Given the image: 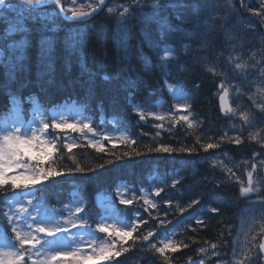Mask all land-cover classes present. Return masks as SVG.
Segmentation results:
<instances>
[{
    "label": "trees",
    "instance_id": "obj_1",
    "mask_svg": "<svg viewBox=\"0 0 264 264\" xmlns=\"http://www.w3.org/2000/svg\"><path fill=\"white\" fill-rule=\"evenodd\" d=\"M163 12L170 21L169 24L177 28L174 23L176 12H172L170 5L163 8ZM113 16L114 14L104 13L92 18L84 31L81 30L85 36L83 48L77 46L76 51V47L74 50L68 48L70 46L66 39L68 35L62 33V29L45 30L52 32L54 39L58 37H56V33H59V39H55L57 43H55L54 49V62L50 67L48 65L45 73L38 70V64H40L38 52L40 50L37 47V40L43 30L39 29L40 25L34 22L33 26L36 29L30 36L28 45L24 48L23 69H19L15 75L11 76L5 73L3 63H0V122L3 121V118L10 121V118L13 117L14 106L11 95H14L17 101V106H15L17 115L24 121L30 116L33 109L49 114L51 110L73 100L75 109L81 111L92 124L99 125L101 123V126L104 127L109 122H114L117 128L126 135L125 138L131 137L137 143L132 144L131 139L126 140L125 138L116 142L103 139L101 144L103 151H100L96 147L90 146L88 141L74 142L73 148L69 152L63 147L62 139L54 132H49L52 138H56V149L59 150H48L53 152V159L56 160L52 166L64 174L50 178L46 183H37L35 185L36 190L38 189L37 192L41 194V198L48 207L70 202L74 194H81V197H85V203L82 205L85 211L82 212V215L87 217L88 223L91 225L104 215V209L100 207L98 201L100 194L117 197L115 186L119 183L147 186L148 177L156 170L164 178L163 183H158L156 180L158 183L156 188L161 186L164 191L160 196L155 195L156 190L150 192V197L157 207H152L151 210L141 215L140 220H146L147 225L139 224L138 231L134 232L131 237L124 236L122 241L115 240L111 252L101 254L88 264H193V262L200 264L199 259L203 256V251L200 252V249H205L213 244L220 248L230 242L235 227V217H237L236 214L240 208L239 185L235 181L229 182L226 177L227 173L225 175L222 169L212 166L215 164L214 162L211 165L207 160L221 149L235 151L244 145L247 146L245 154L248 152L246 155H252L255 152V149L252 148L253 142L248 137H244L243 143L236 145L227 142L228 139L224 137L225 143L220 148L209 149L208 152L203 151L201 147L203 143L214 142L223 136L221 119L223 117L219 114L217 104V75L208 73L206 68L198 62L187 69V63L182 62L177 56L169 57L167 63H161L164 56H158L148 46L138 25L132 24L131 33L123 44L119 45L114 37L116 20L113 19ZM186 28L187 34H189L191 32L189 23ZM125 46H127V51H125ZM122 62H125L124 65L127 67V78L117 75L118 67ZM105 76H108L109 79H104ZM166 82L175 85L182 83L191 91V117L202 121V125L189 128L186 121L179 119L180 116L176 114L172 97L165 88ZM196 84H199L200 87L196 88ZM119 92H122V96L119 95ZM29 96L32 97L31 100L27 99ZM134 106L146 107L149 112L163 115L165 119L158 121L146 113L147 119L141 121L139 115L134 111ZM157 124H162L163 127L156 128ZM160 145L170 146L176 151L171 154L148 151L149 148L154 149ZM181 147L195 148L196 151L192 153L180 152ZM136 151L141 155L136 156ZM125 152L132 153L131 157L123 156ZM46 159L44 156L42 162ZM76 165L84 168V172H67L68 167ZM42 166L45 165L42 163ZM176 176H179L180 183L172 187L173 177ZM216 184H219V187ZM12 190L9 183L0 187V195ZM210 190L211 192H209ZM161 196L162 198H171V202L174 203L165 204ZM196 199L202 202L193 205L192 209L188 208L187 205ZM179 201L181 204H185V213L180 211ZM115 203L119 211L121 203ZM212 206L220 207L221 212L211 213L206 210L207 207L211 208ZM1 208L0 205V228L6 229L8 225L7 217L4 215L6 212ZM186 216L189 217L186 218ZM156 217L166 221L161 223V221H156ZM198 217L205 218L203 224H196L195 221ZM148 228L155 229L154 235H157L156 232L162 231L163 228L167 230L173 228L175 231L171 234V241L177 245L176 251L166 249L164 256H161L151 250L147 243L141 244L137 241L136 245H133L135 237L146 234ZM183 235L184 237H182ZM121 244L128 251L115 257L114 252ZM184 244H187L188 247H184ZM189 256L191 257L190 261Z\"/></svg>",
    "mask_w": 264,
    "mask_h": 264
},
{
    "label": "rangeland",
    "instance_id": "obj_2",
    "mask_svg": "<svg viewBox=\"0 0 264 264\" xmlns=\"http://www.w3.org/2000/svg\"><path fill=\"white\" fill-rule=\"evenodd\" d=\"M92 1L94 0H65L67 8L65 12L69 11L67 13H71L76 7L90 4ZM182 1L176 0L175 7H173L171 3L168 5H170L172 12H177L178 9L182 7V4H189L190 7L181 9L190 11V16L193 19L192 22L190 23L188 19L190 16L188 17L185 12H179L178 16L181 17L184 22L188 20V22L191 24V29L195 31L192 34L186 35L184 25H181L182 29L178 30L169 24L174 29V31H171L167 34L168 39L166 40V43L160 44L159 53L151 47L148 37H146L145 33L142 31L143 24L141 20L136 18L137 14H139L141 11L147 12L151 8V5L156 2V0H141L144 5L143 9L137 5V0H130V2L127 0L113 1L109 7L114 9L112 12L114 14L113 19L116 20V33L114 34V37L118 40L119 45L123 44L132 31L130 26L132 23L133 25H138V28L140 29L148 46H150L154 53H156L158 56H164L163 49L165 46H170L173 49L172 56H175L179 51H182L186 59L193 58L196 62L201 61L206 67H214L215 71H217L221 77L218 80V84L221 81L225 82V86L229 88V96L233 104V109L237 112V115L229 116L228 119H226V131L228 132L227 137L235 138L240 136L241 139H244V137H250V133H255L257 131L260 132L261 136H264V123H261V121H264V113H261L253 104V101L264 100V97H261L256 91L257 87L261 86L259 80L257 79V76L259 75V69L264 67V0H244V6H241V0H206V2L201 0L199 6L195 8L193 7L194 0ZM125 5L130 6L131 14L128 16L127 23L121 24L118 21L120 20V13L123 11L122 6ZM250 8L261 12V15H255L254 11H249ZM15 14L16 13H11V15ZM21 16L22 13L20 12V16L17 18V20H20L24 24V28L27 31L32 30V25H34L31 23L32 20L40 25L39 29L43 30L40 33L46 32L45 30L48 29H51L50 31H53V29L57 30L54 21V10H52V8H39V10L34 11L31 18L24 17L21 19ZM159 16L166 19L170 23V21L164 15L163 8L160 10ZM183 21H177L175 19L174 23H182ZM15 22V20L11 21V23ZM258 22H261L259 23L261 29H259ZM72 30H74V28ZM82 35H78L77 31H73L71 33V39L69 40L70 44L72 45L69 44L70 46H68V48L74 50L75 44L77 46L78 43H84L85 36H83V38ZM151 35L153 39H163V37H159V30H154ZM185 35L187 37L192 36L193 40L191 42L188 40L181 41ZM49 37L52 38V36ZM42 38L44 37L39 36V39L37 40V47L39 50L40 41ZM73 42H75L74 45ZM25 45H27V43L25 44V40L20 39L18 44L0 47V63H3L2 65L5 73L13 76L19 69H23ZM185 46H188L187 50H185ZM82 48L83 45H81V49ZM76 50L77 47L75 51ZM21 53H23V59L22 61L17 62L16 57ZM38 53L40 56V52ZM65 58L68 57L65 56ZM39 62L40 64H38V70L41 73H45L48 67L47 61L42 62L40 59ZM235 62H240L244 64L245 67L242 70H236L234 68ZM124 63L125 62H122L121 65H119L118 70L125 69L126 71L120 72V75L127 78V67L124 65ZM21 64L23 67H20ZM245 77H247V79H244ZM167 85H170L173 89L177 88L172 84ZM167 90L172 96V102L175 103L174 107H176L177 102L182 104V102L185 101V98L181 99V97H184V95L180 92H174L168 87ZM250 96L251 99H249ZM75 107V102L70 100L69 102L64 103L62 106L60 105V107L56 108L55 110H51L49 114L43 113L41 110L33 109L30 113V116L25 121L18 117L16 108L13 107V117L10 118V121L4 120L3 118V121L0 122V135L3 134L5 129H12L15 127H20L22 130H27L28 134L30 135L32 130L42 129V124L50 123L53 118H55L57 122L61 117H63L64 119L68 120L69 123H90L86 120V118H82L76 111H74ZM135 109L138 110L139 108L135 106ZM240 111H248L256 115L257 119L253 122L254 127L248 128L243 124L238 115ZM177 114L179 116L183 115L180 111V108H178ZM101 125V123H99V125L92 124L94 129L93 133H89L87 129H85L82 133H74L68 128L54 130L51 127L50 130L48 129V133L54 132L60 137V139H63L65 136H67V142L72 144L74 142H87L88 139L86 137L88 136L99 140V142H101L105 136H108L110 140L113 141L125 137V134L114 124L113 131L108 130L107 127V129L103 130V132L101 130ZM36 134L41 136L42 139H45L46 142L52 138L51 135L45 136L42 131H37ZM257 139H259V137H257ZM252 141L256 144L255 152L253 153L257 154L255 157L253 154L251 156L241 154L239 150L232 151V153L225 152L226 154L219 153L215 157V161L224 165L223 168L226 166L230 179H233L231 182L236 180V183L239 184V190L242 186H248L249 177L247 173L249 171H253L251 165L256 164L257 167L256 170L253 171L252 180L254 187L258 190L259 194H251L248 198L241 197L239 204L240 208L237 213V222L230 242H227L220 248L217 247L216 249H213L212 246L206 247L203 251V256L199 259L200 262L203 261V264H217V261L221 260L224 262V264H238V262L243 260L245 256L251 258V260H255L257 257L258 248L256 245L258 240L261 238L259 234L264 232V218H262L264 217V208H261L259 205V201L264 199V164H261V161L264 160V147H262L260 143H257V141ZM32 155L40 156V160H44V156L40 153L33 152ZM32 165L35 167V162H33L30 167ZM229 169L231 171H229ZM12 174L13 173L10 170L8 175ZM154 179V177L151 178V186L156 183L154 182ZM17 183L21 185L24 184L23 181H18ZM29 189L31 191L25 190L23 187H21L20 189L8 191L3 193V195H0V205L2 206L1 209L5 212H8L9 207H11L15 211V209L18 208L20 204H23L25 207L33 210L34 206H38L42 215L53 216L60 213L61 209H74L77 204L82 206L85 203V199L81 197V194H74L68 204L58 205V211L56 214H53L49 211L46 202L43 200V198H41V194L37 192L35 186H29ZM147 190L149 189L143 187L142 185L139 187H130L125 184L118 186L117 197H115L114 203L120 202L122 197L131 198L133 200L131 205L126 206L121 204L120 208V210L126 212L129 217H123V215H118L114 211L117 209L114 207L112 197H110L108 194L100 195L99 203L101 207L106 209V215H104L99 222L105 223L106 226L112 225V227H108L106 232L101 233L98 229H96L97 222L91 224L90 230L94 233L96 240L94 245L80 243L81 251L86 254L85 258L82 259V264H88L89 262L96 260V258L101 255H92L93 247H96L97 252H99V248L108 247L109 244H113L115 240H120V236H122L123 233L113 232V227L119 228L121 225H125L122 223V221L130 222L133 219L134 212H139L141 219V215L144 212L151 210V204H144V199L152 201ZM29 200L32 201L31 205L28 204ZM162 200L171 201V199L166 197H163ZM251 201H255L257 203L253 208L249 209L247 205ZM129 208L130 211L127 210ZM58 218L63 222L65 220H71L73 216L69 212L63 211L62 215H58ZM156 221L166 220L156 217ZM172 230L174 229L172 228L167 230L163 228L162 231L156 232L157 235L154 236H161L164 233H169V239L171 240L170 235L173 232ZM87 234V230L85 229H80V231H78L76 228H72L71 235L61 233L54 238L49 237L48 239H54L57 241V245L54 246L62 244L64 247L71 246L72 248H75L77 245L72 241L74 239L76 241H80L81 236L87 238ZM254 237L256 239H253ZM150 240H154V238H151ZM8 243H15L14 234L12 233V226L9 223L6 229L3 227L0 228V253L14 251L13 249L5 247V245ZM234 248L236 249L235 255H233ZM213 252H219L220 255H213ZM33 259H35V257ZM245 264H249V261L245 260Z\"/></svg>",
    "mask_w": 264,
    "mask_h": 264
},
{
    "label": "snow or ice",
    "instance_id": "obj_3",
    "mask_svg": "<svg viewBox=\"0 0 264 264\" xmlns=\"http://www.w3.org/2000/svg\"><path fill=\"white\" fill-rule=\"evenodd\" d=\"M206 2V0H204ZM47 3V0H0V10L5 13V21L8 23L7 31H19L25 32L27 31L24 28V24L20 20H16L15 15L9 16V13H15L17 11L22 13L21 19L24 17L31 18L36 7L42 4ZM52 3L55 6H60L59 12L57 13L58 16L62 15L64 19H71L73 21L78 22H85L89 17L98 14L100 11H104L106 5L105 0H96V5L92 7V11L90 13L85 12H76L72 11L71 16H67L64 12L63 7L61 6V0H52ZM171 3L173 7L176 6V0H156L155 3L151 5V8L145 12L141 11L137 14V18L141 20L143 24L142 31L145 33V36L148 37L149 43L151 47L156 50L158 53L160 51V44L166 43L168 39V33L174 31V29L169 25V22L159 16V12L162 8L168 6ZM201 3V0H194L193 7H198ZM137 5L143 9L144 5L141 0H137ZM241 6H244V0H241ZM123 11L120 13V20L118 21L121 24H126L128 16L130 13V6H122ZM31 9V11H30ZM109 13L114 11L113 8L109 7L107 9ZM249 11H254L255 15H261V12L255 11L253 9H249ZM176 19L179 21L180 17L177 16ZM15 20V23H11V21ZM51 30V29H49ZM154 30H159V37H163V39L152 38V32ZM188 46H185V50H187ZM54 49H55V40L51 37H44L40 41V59L42 62L47 61L49 67L54 62ZM125 51H127V46H125ZM164 52V60L161 63H167L169 57L173 55V49L170 46H165L163 49ZM23 53L16 57L17 62L22 61ZM20 67H23L21 64ZM245 67L244 64L240 62L234 63V68L236 70H242ZM125 69L118 70L117 75H120V72H125ZM208 73H212L213 75H217L215 72L214 67H208L206 69ZM104 79H109L108 76H105ZM244 79H247L245 77ZM257 79L260 82V87H257L256 91L260 94L261 97H264V67L259 69V75ZM170 90L174 92H179V88H171L170 85H166ZM200 85L196 84V88H199ZM217 88V95L219 100V109L221 113L227 118L229 116L237 115L236 110H234L230 105L226 106V99L228 97L229 88L225 86V82L221 81L219 84L216 85ZM238 90V89H237ZM185 97H181L184 99ZM31 100L32 97L29 96L27 98ZM251 99V96L249 97ZM11 101L13 106H17V101L14 95H11ZM255 107L261 112L264 113V100L260 101H253ZM177 108H190V104L184 103L181 104L177 102ZM146 113L152 116L155 120L163 121L165 117L163 115H159L156 113H151L148 111L146 107H141L137 110V114L140 117L141 121H145L147 119ZM241 121L245 126L248 128L254 127V121H256V115L248 112V111H240L238 113ZM182 121H187L188 127L193 128L197 125H202V121H197L193 118L190 121L188 115H181L179 117ZM264 123V121H261ZM52 129H63L68 128L71 129L72 132H84L85 129L88 130L89 133H93L94 129L92 124L84 123V122H72L69 123L68 120L61 117L57 122L55 118L52 119L50 123H43L42 129L32 130L31 134L29 135L27 130H22L20 127H15L12 129H5L3 134L0 135V187H4L10 183L11 188L13 190L20 189L23 187L25 190L31 191L29 189V185L35 186L37 183H46L50 178L60 176L64 174L62 171H58L56 167L52 165L56 163V160L53 159V152L48 151L49 149H56V138H51L49 140L42 139L41 136H38L36 133L37 131H42L45 136H49L48 133L49 128ZM156 128H162V124L155 125ZM228 136V132L225 131L223 136L219 137L218 140L214 142L203 143L201 145L203 151L208 152L209 149H217L220 148L223 143H225L224 137ZM259 137V139H257ZM88 139V143L92 147H96L98 150L103 151V147L100 145L99 140L94 139L91 136L86 137ZM250 138L252 140L257 141L260 143L262 147H264V136H261L260 132L257 131L255 133H250ZM105 139H110L108 136H105ZM131 139V137L125 138ZM68 138L65 136L61 143L63 147L66 148L69 152H71L73 148L72 143L67 142ZM199 142V141H198ZM229 143H233L239 145L243 143V140L240 136L235 138L229 137ZM132 144H136L137 141L135 139H131ZM115 147V144H113ZM27 149V151H26ZM59 151L58 149H56ZM135 151V150H134ZM149 152L155 151L156 153H165L171 154L175 149L170 146L160 145L153 148L148 149ZM180 152H187L192 153L195 152V148H185L181 147L179 149ZM40 153L41 155L45 156L47 159L46 161L42 162L40 160V156H33L32 153ZM132 153L125 152L123 156L131 157ZM136 156L141 155L140 152H135ZM257 154H253L255 157ZM62 158V157H61ZM71 159V157H70ZM35 162V167H30V165ZM42 163L45 166H42ZM111 163V161H109ZM261 164H264V160L261 161ZM257 165L252 164L251 168L253 171L256 170ZM12 171V175H8L9 171ZM229 171H231L229 169ZM253 171H249L247 173L248 179V186L241 187L239 190V194L242 198H248L251 194H259L258 190L254 187L252 176ZM68 173L72 172H84V168L79 167L76 165L75 167H68ZM18 181H23L24 184L21 185L17 183ZM180 183L179 176L173 177L172 187H175L176 184ZM219 184H217V187ZM38 190V189H37ZM164 191V188L158 186L155 191L156 196H160L161 192ZM7 199V196H6ZM120 203L122 205H131L133 200L131 198H121ZM165 204H170V200H165ZM200 200H192L187 207L191 208L193 205L199 204ZM257 202L251 201L247 205L249 209L253 208ZM28 204L31 205L32 201L29 200ZM144 204L149 205L153 208L157 207L155 203L148 199H144ZM259 205L261 208H264V199L259 201ZM147 210V209H145ZM186 208L180 207V211L184 212ZM207 211L211 213H220V207H211L207 208ZM55 211V210H54ZM63 211H67L72 214L73 218L71 220L61 221L58 218V215H62ZM85 209L80 205L77 204L76 207L73 208H66L61 209L60 213L53 216H45L41 214L40 208L38 206H34L33 210L25 207L23 204H20L15 211L9 207L8 212L4 213V215L8 219V223L12 226V233L14 234L15 243H8L5 247L9 249H13L14 251H8L4 253H0V264H82V259L85 258L86 254L83 253L80 249V243H88V244H95L96 237L94 233L90 230L91 225L88 223V219L84 215H79L80 213L84 212ZM167 215V213H165ZM264 218V217H262ZM196 224L200 225L203 224V218L198 217L196 218ZM147 225V221L140 220V213L134 212L133 219L125 225H121L119 228L113 227V232L123 233L120 236V240L122 241L124 236L131 237L134 232L138 231L139 224ZM161 223H164L161 221ZM108 227H112V225H107L103 222L96 223V229L99 232L103 233L108 230ZM76 228L78 231L80 229L87 230V238L81 236L80 241H76L75 239L72 241L76 243V247L72 248L71 246L64 247L62 244L58 246L57 241L48 239L49 237H56L58 234H68L71 235V229ZM173 232L175 230H172ZM155 229L148 228L146 234L138 235L135 237L133 241V245H136L137 241L141 244L147 243L150 246V249L153 250L155 253H158L161 256H164L166 249H171L172 251H176L177 245L169 239V233H164L161 236H154ZM42 234V235H41ZM261 237L258 240L256 247L258 248L257 257L255 260H251V258L245 256L243 260H240L238 264H245V260L249 261V264H264V232L259 234ZM150 238H154V240H150ZM253 239H256L255 237ZM27 245V247H26ZM160 245V246H158ZM184 247H188L187 244L183 245ZM218 246L216 244L212 245L213 249H216ZM112 244L110 243L108 247L99 248V252H97V248L93 247L92 255L102 254L104 252H111ZM128 251L127 248L123 247V244L119 248H117L114 252L115 257H119L122 252ZM200 251H204V249H200ZM236 254V249H233V255ZM213 255H220L219 252H213ZM35 257V259H33ZM165 259H167L165 257ZM191 260V257H189ZM195 264V262H193ZM203 264V261L200 262ZM217 264H224V262L217 261Z\"/></svg>",
    "mask_w": 264,
    "mask_h": 264
},
{
    "label": "flooded vegetation",
    "instance_id": "obj_4",
    "mask_svg": "<svg viewBox=\"0 0 264 264\" xmlns=\"http://www.w3.org/2000/svg\"><path fill=\"white\" fill-rule=\"evenodd\" d=\"M113 1H116V0H105L106 7H105L104 11H100V12H108L107 9L109 8V5L112 4ZM127 1L130 2V0H127ZM131 2H133V1H131ZM95 5H96V0L92 1L90 4L82 5L80 7H76L74 9V11H76V12H81L82 11V12L87 13L86 11L91 10L92 7H94ZM61 6L63 7L64 10H67L65 0H61ZM39 8H44V9L52 8V10H54V15H55L54 21H55V26L57 27L56 29L57 30L62 29V31H61L62 33H69L70 30L73 29L72 27H74V26L78 27V28L80 26H82L85 29L87 23L92 18L97 16V14H96V16L95 15L91 16L85 22H78V21L64 19L61 15L60 16L57 15V13L59 12V6H55L52 3V0H47V3L37 6L36 10H39ZM67 12H69V11H67ZM15 13H16L15 14V18L17 20V18L20 16V12L17 11ZM8 15L11 16V13H9ZM4 17H5V13L2 10H0V47H7V46L12 45V44H18L20 39H24L25 40V44L26 43L28 44V42H29L28 37L30 38V36L34 32L33 25H32V30L26 31L24 33L23 32H19V31H15V30L7 31L8 23L5 21ZM34 22L35 21L32 20L31 23L34 24ZM43 35L52 36L53 37V33L52 32L51 33L50 32H43ZM56 37H57V38H55L56 40L59 39V33L58 34L56 33Z\"/></svg>",
    "mask_w": 264,
    "mask_h": 264
},
{
    "label": "bare ground",
    "instance_id": "obj_5",
    "mask_svg": "<svg viewBox=\"0 0 264 264\" xmlns=\"http://www.w3.org/2000/svg\"><path fill=\"white\" fill-rule=\"evenodd\" d=\"M181 1H182V0H181ZM182 2H183V1H182ZM182 2H181V3H182ZM178 3H179V2H178ZM182 5H183V4H182ZM116 13H117V12H116ZM136 18H137V17H136ZM130 20H131V19H130ZM69 22H70V21H69ZM182 23H184V22H182ZM69 24H70V23H69ZM76 26H77V25H76ZM130 26H132V23H131ZM74 27H75V26H74ZM74 27H72V28H74ZM72 28H71V29H72ZM77 28H78V27H77ZM74 29H75V28H74ZM139 30H140V29H139ZM111 31H112V30H111ZM111 37H112V36H111ZM70 45H72V44H70ZM63 47H64V45H63ZM75 47H77V46H75ZM116 48H117V47H116ZM121 76H122V75H121ZM119 78H120V77H119ZM123 81H124V80H123ZM125 83H126V82H125ZM126 85H127V84H126ZM130 87H131V86H130ZM125 89H126V88H125ZM127 90H128V88H127ZM129 92H130V91H129ZM119 93H120V92H119ZM121 93H122V92H121ZM121 93H120L119 95H121ZM123 94H124V93H123ZM129 94H130V93H129ZM135 95H136V94H135ZM121 96H122V95H121ZM125 96H126V95H125ZM132 97H134L133 94H132ZM135 97H136V96H135ZM127 98H128V97H127ZM136 98H137V97H136ZM136 98H135V99H136ZM124 99H125V98H124ZM132 99H133V98H132ZM135 99H134V101H135ZM138 99H139V98H138ZM136 101H138V100L136 99ZM146 101H148V100H146ZM149 102H152V101H149ZM132 104H133V103H132ZM147 104H148V103H147ZM127 105H128V104H127ZM150 105L152 106V104H150ZM129 106H132V105H129ZM131 108H132V107H131ZM130 110H131V109H130ZM132 115H133V114H132ZM133 118H134V117H133ZM215 118H216V117H215ZM134 122H135V121H134ZM135 123H136V122H135ZM143 123H144V122H143ZM184 123H185V122H184ZM184 123H183V124H184ZM183 124H182V125H183ZM140 125H141V124H140ZM184 126H185V125H184ZM181 128H182V127H181ZM181 128H180V129H181ZM183 129H184V128H183ZM183 129H181V130H183ZM186 129H188V128H186ZM197 129H198V128H197ZM191 130H192V129H191ZM193 133H195V132H193ZM194 135H195V134H194ZM198 135H199V134H198ZM193 137H194V136H193ZM246 140H248V139L246 138ZM244 146H245V145H244ZM246 147H247V146H246ZM201 151H202V150H201ZM260 152H261V151H260ZM247 153H248V152H247ZM247 153H246V154H247ZM252 153H253V152H252ZM207 154H208V153H207ZM225 154H226V153H225ZM205 155H206V153H205ZM205 155H204V156H205ZM243 156H244V155H243ZM199 157H200V156H199ZM209 158H210V157H209ZM209 158H208V159H209ZM202 160H204L203 157H202ZM180 161H181V160H180ZM180 161H179V163H180ZM200 161H201V160H200ZM207 161H208V160H207ZM208 162H209V161H208ZM176 165H178V164H176ZM192 165H193V164H192ZM208 165H210V164H208ZM208 165H207V166H208ZM204 166H205V164H204ZM189 167H190V166H189ZM201 167H202V166H201ZM177 168H178V167H177ZM177 168H176V169H177ZM179 168H180V167H179ZM207 168H208V167H207ZM213 168H214V167H213ZM173 169H174V168H173ZM205 169H206V168H205ZM174 170H175V169H174ZM184 170H185V169H184ZM209 170H210V169H209ZM170 171H171V170H170ZM170 171H169V172H170ZM181 171H182V170H181ZM205 171H206V170H205ZM209 172H210V171H209ZM214 172H215V171H214ZM216 172H217V171H216ZM193 173H194V172H193ZM203 173H204V172H203ZM186 174H187V173H186ZM189 174H190V173H189ZM208 174H209V173H208ZM205 175H206V174H205ZM159 176H160V174H159L156 170H154L153 174L150 175V176L148 177V184H147V186H143V185H142V186H143V187H146L147 189L150 190L151 187H152V186H151V178L154 177V178H155V179H154V182H156V180H157V178H158ZM188 176H189V175H188ZM203 176H204V174H203ZM185 177H186V176H185ZM205 177H206V176H205ZM207 177H208V176H207ZM196 178H197V176H196ZM202 179H203V178H202ZM207 180H208V179H207ZM212 180H213V179H212ZM208 181H209V180H208ZM213 181L215 182V180H213ZM195 182H196V181H195ZM209 182H210V181H209ZM220 182H221V180H220ZM186 183H187V182H186ZM123 184H125V183H119V184H117V185L115 186V191L117 192V188H118V186H119V185H123ZM188 184H189V182H188ZM125 185H127V184H125ZM140 185H141V184H140ZM140 185H137V186L127 185V186H130V187H139ZM182 185H183V184H182ZM193 185H194V184H193ZM212 185H213V184H212ZM216 185H217V184H216ZM216 185H215V186H216ZM185 186H186V185H185ZM181 187H182V186H181ZM186 187H187V186H186ZM189 187H190V185H189ZM204 187H205V186H204ZM209 187H210V185H209ZM218 187H219V186H218ZM178 188H179V187H178ZM195 188H196V186H195ZM198 188H199V187H198ZM200 188H201V187H200ZM211 188H212V187H211ZM215 188H216V187H215ZM179 189H180V188H179ZM184 189H185V188H184ZM190 189H191V188H190ZM192 189H193V188H192ZM209 189H210V188H209ZM198 190H199V189H198ZM218 190H219V189H218ZM171 191H172V190H171ZM200 191H202V190H200ZM183 192H184V191H183ZM191 192H192V191H191ZM205 192H206V190H205ZM209 192H211V190H210ZM172 193H173V192H172ZM178 193H179V192H178ZM181 193H182V192H181ZM186 193H187V192H186ZM199 193H200V192H199ZM201 193H202V192H201ZM213 193H214V192H213ZM166 194H167V193H166ZM175 194H176V193H175ZM183 194H184V193H183ZM183 194H182V195H183ZM100 195H102V194H100ZM100 195L98 196V201H99V197H100ZM161 195H162V194H161ZM184 195H185V194H184ZM194 195H195V194H194ZM109 196H110V195H109ZM168 196H170V195L168 194ZM177 196H179V195H177ZM199 196H200V195H199ZM202 196H203V195H202ZM179 197H180V196H179ZM182 197H183V196H182ZM193 197H194V196H193ZM196 197H197V196H196ZM82 198H83V197H82ZM84 198H85V197H84ZM158 198H159V197H158ZM161 198H162V196H161ZM211 198H212V197H211ZM233 198H234V197H233ZM112 199H113L112 201H113L114 207H116V209H117L118 207H117L116 204L114 203V199H115V198L112 197ZM170 199H171V198H170ZM173 199H175V198H173ZM180 199H181V198H180ZM180 199H178V200H180ZM190 199H191V197H190ZM200 199H201V198H200ZM208 199H210V198H208ZM231 199H232V198H231ZM176 200H177V199H176ZM188 200H189V199H188ZM184 201H185V200H184ZM200 201H201V200H200ZM163 202H164V201H163ZM179 202H180V201H179ZM201 202H202V201H201ZM210 202H211V201H210ZM68 203H69V202H66V203H64V204H68ZM118 203H119V202H118ZM173 203H174V202H173ZM173 203H172V204H173ZM188 203H189V202H188ZM188 203H187V204H188ZM203 203H204V202H203ZM232 203H233V202H232ZM232 203H231V204H232ZM64 204H63V205H64ZM99 204H100V203H99ZM177 204H178V203H177ZM177 204H176V205H177ZM183 204H184V203H183ZM235 204H236V202H235ZM241 204H242V203H241ZM170 205H171V204H170ZM236 205H237V204H236ZM206 206H207V205H206ZM212 207H213V206H212ZM233 207H235V206H233ZM48 208H49V211L52 212L53 214H56V212H57L58 209H59V207H57V206H55V205H51V206H49ZM207 208H208V207H207ZM169 209H170V208H169ZM191 209H192V208H191ZM54 210H55V211H54ZM159 210H160V209H159ZM114 211H115V210H114ZM161 211H162V210H161ZM175 211H176V210H175ZM187 211H188V210H187ZM185 212H186V211H185ZM185 212H184V213H185ZM188 213H189V212H188ZM182 214H183V213H182ZM203 214H205V213H203ZM234 214H235V213H234ZM79 215H82V213H80ZM159 215H162V214L159 213ZM205 215H206V214H205ZM236 215H237V214H236ZM188 217H189V216H188ZM188 217L186 216V218H188ZM204 217H205V216H204ZM210 217H211V216H210ZM232 217H233V216H232ZM235 218H236V217H235ZM204 219H205V218H204ZM204 219H203V220H204ZM193 220H194V219H193ZM186 221H187V219H186ZM186 221H184V222H186ZM188 222H189V221H188ZM192 222H193V221H192ZM186 223H187V222H186ZM184 225H185V224H184ZM193 225H194V224H193ZM232 225H233V224H232ZM185 226H186V225H185ZM187 226H188V225H187ZM189 226H190V225H189ZM194 227H195V226H194ZM181 228H183V227L181 226ZM184 228L186 229V227H184ZM230 228H231V227H230ZM233 229H234V228H233ZM180 233H181V232H180ZM175 234H176V233H175ZM181 234H182V233H181ZM181 234H180V235H181ZM173 236H174V235H173ZM182 237H184V235H183ZM179 238H180V237H179ZM223 238H224V237H223ZM173 239H175V238H173ZM180 239H181V238H180ZM183 239H184V238H183ZM224 239H225V238H224ZM181 240H182V239H181ZM220 241H221V240H220ZM225 241H226V240H225ZM180 242H181V241H180ZM223 242H224V241H223ZM206 243H207V242H206ZM212 243H213V242H212ZM216 243H217V242H216ZM181 244H182V242H181ZM202 245H203V244H202ZM204 247H205V246H204ZM207 247H208V246H207ZM198 249H200V248H198ZM195 250H196V246H195ZM197 251H198V250H197ZM200 252H201V251H200ZM193 254H194V253H193ZM195 254H199V253H195ZM189 257H190V256H189ZM188 259H189V258H188ZM196 260H197V259H196ZM149 261H150V260H149ZM187 261H188V260H187ZM189 261H190V260H189ZM182 263H183V262H182ZM187 263H188V262H187ZM148 264H149V263H148Z\"/></svg>",
    "mask_w": 264,
    "mask_h": 264
},
{
    "label": "water",
    "instance_id": "obj_6",
    "mask_svg": "<svg viewBox=\"0 0 264 264\" xmlns=\"http://www.w3.org/2000/svg\"><path fill=\"white\" fill-rule=\"evenodd\" d=\"M92 11V9L90 10V11H86L87 13H90ZM68 16V15H67ZM71 15H69V17H70ZM227 105H230L231 107H232V105H231V102H230V100H229V97H227V99H226V106ZM223 114V113H222ZM262 260H264V258H262Z\"/></svg>",
    "mask_w": 264,
    "mask_h": 264
}]
</instances>
